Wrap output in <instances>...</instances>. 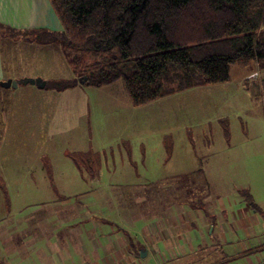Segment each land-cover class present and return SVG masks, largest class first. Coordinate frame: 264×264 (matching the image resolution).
Listing matches in <instances>:
<instances>
[{"label":"rangeland","instance_id":"rangeland-1","mask_svg":"<svg viewBox=\"0 0 264 264\" xmlns=\"http://www.w3.org/2000/svg\"><path fill=\"white\" fill-rule=\"evenodd\" d=\"M66 53L88 68L114 55L65 51L61 45L21 39L3 42L7 66L17 63L18 74L23 71L48 80L73 77ZM130 66L131 62L125 64L124 70ZM230 74L228 82L191 88L138 107L132 104L122 79L92 87L84 85L82 78L80 85L65 91L23 83L0 85V173L6 182V191L0 186V206L12 203L9 220L34 219L38 205L57 197L61 200L66 194L60 193L71 192V187H87L70 154L76 153L81 164H86L83 154L93 149L102 153L98 154L103 156L107 185L121 182L123 191L129 184L145 185L140 196L156 203L170 202L172 208L189 205L209 192L206 208L216 213L226 236L221 237L217 224L218 236L206 238L214 222L197 212L204 250L194 254L190 263L188 258H158V264H172L171 260L178 261L175 264H254L260 250L250 248L264 241V74L255 64L241 63L232 65ZM226 120L229 136L223 128ZM166 136L174 143L170 160L163 142ZM124 140L131 142L130 155ZM94 156L90 154L88 161ZM50 175L60 192L57 195L48 184ZM246 191L257 208L236 212V206L248 198ZM147 207L153 209L144 206L140 213L145 215ZM232 212L237 217L241 212L251 215L245 221L249 224L239 223ZM145 260L156 264V259Z\"/></svg>","mask_w":264,"mask_h":264},{"label":"trees","instance_id":"trees-1","mask_svg":"<svg viewBox=\"0 0 264 264\" xmlns=\"http://www.w3.org/2000/svg\"><path fill=\"white\" fill-rule=\"evenodd\" d=\"M49 2L61 30L21 31L0 24V34L29 43L61 45L65 51L70 48L114 55L88 68L66 53L73 77L47 80L46 89L65 91L80 85L83 79L84 85L103 87L122 79L132 104L138 107L191 88L228 82L236 63L247 67L255 64L264 74V0ZM130 62L125 71L124 65ZM223 128L229 136L227 120ZM170 138L163 139L167 160L174 148V143L167 141ZM98 153L93 149L84 153L86 164H81L76 153L70 155L81 172L93 179L102 165ZM90 154L95 156L88 161ZM0 186L6 191L1 175ZM205 195L188 204L215 219L206 209ZM246 196L244 205L256 209L253 196Z\"/></svg>","mask_w":264,"mask_h":264},{"label":"crops","instance_id":"crops-1","mask_svg":"<svg viewBox=\"0 0 264 264\" xmlns=\"http://www.w3.org/2000/svg\"><path fill=\"white\" fill-rule=\"evenodd\" d=\"M57 19L49 0H0V24L13 29L59 31L60 21ZM6 38L11 43L20 41L8 34H0V82L8 80L20 82L22 81L19 80L20 77H23L21 79L37 78L38 75L26 74L23 71H19L18 74L17 63L14 66L6 65L3 55V42ZM124 142L132 152L131 142L128 140ZM81 176L84 182H87V187L76 189L71 187V192L60 193L55 179L50 175L48 184H51L55 193L57 192L56 195L58 193L66 195L61 200L57 197L49 204L38 205L33 211L34 219L17 217L9 220L12 203L9 202L4 207L0 206V262L5 264H151L145 260L151 258L156 259L158 264V258H188L190 263V259L194 258L193 255L206 247L201 243L204 234L202 220L199 217L195 218L197 212L208 217L201 209L190 205H176L172 208L170 202L156 203L151 201L152 199L148 200L140 196L146 189L143 188L145 185L139 183L126 185L127 191H123V185L119 184L121 182L107 185L104 180L103 164L97 177L90 179L88 174L83 173ZM69 193L76 201L67 196ZM114 194L126 195L127 198L124 196V199L122 196L119 198ZM150 205L153 209L147 207L148 211H145V215L140 213L144 206ZM155 206L158 207L156 216ZM243 207L248 213L249 210L252 211L249 205H237L234 210L237 212ZM232 214L234 217L237 213L232 212ZM211 215L215 219L210 217L214 226L206 232L208 239L214 237V233L217 235L216 213ZM239 215L236 216V220L248 225L249 223L245 221L247 217L251 218V215H244L242 212ZM218 227L221 237L226 236L227 230L223 231L226 228L221 226V223ZM256 245L259 246L250 249L252 252L260 250L259 255L262 256L264 241ZM174 262L178 261L171 260L172 264H175Z\"/></svg>","mask_w":264,"mask_h":264},{"label":"water","instance_id":"water-1","mask_svg":"<svg viewBox=\"0 0 264 264\" xmlns=\"http://www.w3.org/2000/svg\"><path fill=\"white\" fill-rule=\"evenodd\" d=\"M20 83L33 84V85H37L40 88H45L47 81L42 79V78H24L20 82L19 81H11V80L0 82L1 86H4V87H10V86L17 87Z\"/></svg>","mask_w":264,"mask_h":264},{"label":"built area","instance_id":"built-area-1","mask_svg":"<svg viewBox=\"0 0 264 264\" xmlns=\"http://www.w3.org/2000/svg\"><path fill=\"white\" fill-rule=\"evenodd\" d=\"M254 264H264V254L260 255Z\"/></svg>","mask_w":264,"mask_h":264}]
</instances>
